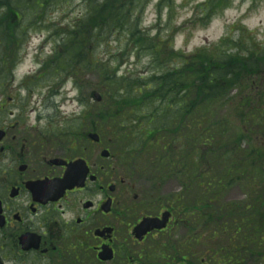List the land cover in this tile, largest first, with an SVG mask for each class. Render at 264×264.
Returning a JSON list of instances; mask_svg holds the SVG:
<instances>
[{
	"label": "trees",
	"instance_id": "16d2710c",
	"mask_svg": "<svg viewBox=\"0 0 264 264\" xmlns=\"http://www.w3.org/2000/svg\"><path fill=\"white\" fill-rule=\"evenodd\" d=\"M65 1L0 0V51L13 57L12 64L22 58L16 51L22 53L28 31L44 25L51 7ZM85 2L81 15L65 25L63 43L77 46L64 54L56 48L50 58L60 54L54 74L69 67L81 78L98 72L105 86V106L95 118L99 131L110 127L103 134L129 150L123 161L130 168L143 167L148 155L158 182L180 181L181 192L164 204L188 212L195 204L191 193H199L194 221L211 232L209 244L219 247L213 248V264H264V42L239 27L238 40L225 36L220 45L187 55L172 50L170 32L155 38L143 28L152 0ZM230 2L206 0L199 6L201 19L209 23ZM174 3L160 0L169 16ZM90 40L101 50L117 45L107 50V63L87 49ZM144 57L146 75L132 80L128 71L119 74L132 58L141 63ZM81 61L85 70L76 65ZM238 182L246 201L224 206L220 197ZM203 241L197 234V249ZM240 245L239 257L222 250Z\"/></svg>",
	"mask_w": 264,
	"mask_h": 264
},
{
	"label": "flooded vegetation",
	"instance_id": "af4514ba",
	"mask_svg": "<svg viewBox=\"0 0 264 264\" xmlns=\"http://www.w3.org/2000/svg\"><path fill=\"white\" fill-rule=\"evenodd\" d=\"M24 113L1 99L0 264H197L194 222L154 204L139 171L117 173L114 159L103 167L102 143L88 138L73 156L46 121ZM79 160L89 170L84 186L54 189ZM165 213L166 227L138 228L146 219L162 224Z\"/></svg>",
	"mask_w": 264,
	"mask_h": 264
},
{
	"label": "rangeland",
	"instance_id": "374dc122",
	"mask_svg": "<svg viewBox=\"0 0 264 264\" xmlns=\"http://www.w3.org/2000/svg\"><path fill=\"white\" fill-rule=\"evenodd\" d=\"M205 2L206 0H175L174 10L169 16L167 9L160 4V0H152L145 10L144 19L142 18L143 28L149 31L151 37L167 35L170 32L174 45L172 50L185 54H192L200 48L211 45L218 46L222 42L219 40L225 36L238 40L239 32L236 28L239 27L254 34L258 41L264 42V0H231L229 7L213 16L209 23L201 19L199 6ZM86 4L88 5V2L85 0H66L63 3L54 4L51 7L52 10L47 12L46 23L28 31L22 46V53L19 54L16 51V54L22 57L19 63L12 64L13 57H10L8 52L0 51L1 59L5 60L2 64L0 62V101L4 98L5 108H23L26 112L23 118L31 119L32 123L34 120L46 121L52 128L56 137L54 139L58 140L60 137L69 143L67 147L73 156H80L85 150L87 145L83 146L80 142L89 138L86 134L91 127L97 128V132L103 138L106 149L102 146L99 148L100 152L110 149L109 139L104 135L110 127H103V134L99 131V122L95 124L100 106H105V103L94 102L91 96L93 92H99L103 96L105 93L101 90V86L103 88L105 86L98 72L81 78L76 75L77 70L69 67L64 74L57 77L54 74V65L55 61L60 58V54L53 57L52 65L49 60V56H53L57 47H60L58 51L64 54L77 46L76 43H63L68 34L65 25L71 22L72 18L80 16L83 6L87 8ZM90 42L91 44H87V49L91 50L98 60L103 59L104 63H107L106 57L109 52L107 50L117 47L112 44L110 48L104 46L101 50L92 40ZM76 65L79 70H85L82 61ZM148 67V57H144L141 63L132 58L128 64L123 65L119 74H126L128 71L129 74L126 75L131 76L133 80L146 75ZM59 124L62 125L60 128L62 132L57 130L58 128H53L54 125ZM73 142H75L72 146L75 148L74 151L70 150ZM247 147L248 144L244 143L243 148ZM113 152L117 156L120 155L117 149ZM144 158L146 164L137 170L143 174L147 173L146 178H143L145 181L142 180L146 191H154L163 203L179 194L180 181L175 179L163 183L158 182L149 168L151 158H148V155ZM100 159L101 165L107 168L110 161L102 159L101 156ZM129 169V166L121 167L120 160L118 161L117 173L125 174ZM231 186L223 192L219 201H223L224 206L231 207H233L232 204L246 201V191L241 187V183L238 182ZM191 195L195 200V204L192 203L191 207L199 209L200 207L196 206L199 193L194 191ZM230 215L233 217L237 213ZM194 229L195 234L203 230L202 227L197 229L195 226ZM206 232L209 230L207 229ZM208 240L209 237L205 239L207 243L203 241L199 248L195 249L197 264H200V259H209L212 255L211 249H205L208 248Z\"/></svg>",
	"mask_w": 264,
	"mask_h": 264
},
{
	"label": "water",
	"instance_id": "95a60500",
	"mask_svg": "<svg viewBox=\"0 0 264 264\" xmlns=\"http://www.w3.org/2000/svg\"><path fill=\"white\" fill-rule=\"evenodd\" d=\"M92 96L96 100V102L102 101V96L99 93H93ZM90 137L94 141H99L98 135L91 134ZM103 156H107V153L106 152L103 153ZM83 180H84V176L83 178L76 177V175L74 177H67L66 179L63 180L64 187H71L74 185H79L80 183H82Z\"/></svg>",
	"mask_w": 264,
	"mask_h": 264
}]
</instances>
